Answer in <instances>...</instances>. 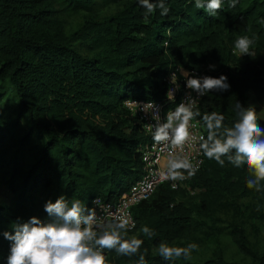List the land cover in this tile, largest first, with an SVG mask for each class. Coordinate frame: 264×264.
<instances>
[{
    "label": "trees",
    "instance_id": "trees-1",
    "mask_svg": "<svg viewBox=\"0 0 264 264\" xmlns=\"http://www.w3.org/2000/svg\"><path fill=\"white\" fill-rule=\"evenodd\" d=\"M165 2L167 16L158 9L145 24L138 0H0V181L10 196L0 204V232L18 219H47L45 203L61 195L90 207L128 192L142 176L140 149L151 138L122 101L167 104L164 78L175 68L228 77L229 91L210 92L199 104L202 115L223 114L225 126L237 119L236 101L264 103V25L256 22L264 0H240L235 9L225 0L215 15L195 0ZM97 6L119 9L101 16ZM79 14L81 27L68 33L64 17ZM241 34L256 39L254 55L233 54ZM248 176L246 166L204 157L186 184L193 194L162 185L134 207L128 235L144 240L147 264H264V191L248 189ZM143 226L156 235L145 237ZM161 241L203 250L164 261ZM8 252L0 235V264ZM107 255L109 264L138 260Z\"/></svg>",
    "mask_w": 264,
    "mask_h": 264
},
{
    "label": "clouds",
    "instance_id": "clouds-1",
    "mask_svg": "<svg viewBox=\"0 0 264 264\" xmlns=\"http://www.w3.org/2000/svg\"><path fill=\"white\" fill-rule=\"evenodd\" d=\"M240 0H227L228 8L235 9ZM140 7L145 9L143 22L149 23V17L160 10L161 16H167L169 8L165 0H138ZM225 0H195L197 9H205L208 14L215 15L224 6ZM257 24L264 25V18ZM139 37L143 33L134 34ZM256 39L248 35H239L233 43V54L241 58L254 55L253 46ZM215 65H209L214 71ZM188 92L174 109L169 110L161 119V110L152 101L137 102L132 99L122 101L129 109L149 116L154 123L145 125L151 134L155 146H159L165 154L164 167L159 177L164 181H183L196 175L202 160L193 162L188 146L197 139L193 134L195 120L207 132L198 135V151L209 160H214L221 167L225 161L235 167H247L246 179L248 189L256 192L264 191V126L254 105L247 108L236 101L233 110L237 119L231 127L225 126V117L219 112L202 115L199 103L206 94L224 93L231 85L226 75L217 77L196 76L182 70ZM175 72L170 75V87L166 93L169 100L175 99L179 91ZM195 93V95H193ZM264 110V109H262ZM199 118V119H197ZM177 185L172 184L175 188ZM95 207L89 208L81 200L71 201L59 196L55 202L48 200L44 205L47 220L31 217L27 222L19 219L13 222L10 231L0 232L4 240L9 241L7 264H109L106 252H115L117 256L132 257L138 255L136 264H147V249L140 252L144 240L136 235L129 236L135 228V222L129 216L109 213L110 222L101 221L97 216V208H103L98 198L92 201ZM260 210L259 204L257 211ZM140 231L151 239L156 235L148 226ZM199 245L191 242L185 247L170 246L161 241L157 246L158 255L164 261H176L181 258L190 260L192 253L198 251Z\"/></svg>",
    "mask_w": 264,
    "mask_h": 264
},
{
    "label": "built area",
    "instance_id": "built-area-1",
    "mask_svg": "<svg viewBox=\"0 0 264 264\" xmlns=\"http://www.w3.org/2000/svg\"><path fill=\"white\" fill-rule=\"evenodd\" d=\"M182 70L192 72L196 76H199V77L207 76L203 70L201 71L187 70L184 68H175L174 70H171L164 78V82L167 86V91H168V89L172 87V85L170 84V75L173 72L176 73L177 78H178L177 83L179 86V91L175 93V99L169 100L166 96L168 100L167 104L169 105L168 107L166 106L167 104H163L162 102L152 101L160 107L161 119H163V116L166 114L167 111L174 109L175 106L184 97L185 93L188 92V89L186 88V85H185V81L183 77L181 76ZM193 95H195V93H193ZM202 98L200 99V101L202 100ZM134 101L141 102V103L148 102V101H143V100H134ZM125 109L130 113L131 116L137 119V122L141 126V129L147 136L151 138V140L145 143L140 149V157H141V164H142V176L140 180H138L129 189L128 192L123 193L115 202H108V201H104L101 198H98L101 204L103 205V208H97V216L101 221L110 222L112 220V217L109 215V213H119L125 216H129L130 219L135 222L133 213H132L133 208L138 206L140 203L151 198V196L156 192L158 187L162 185H167L169 189L172 191H177L179 189L186 188L190 193L193 194V191H191L186 186L187 182L191 178L185 179L183 181H175V182L164 181L160 179L158 173L159 171L163 170L165 154L161 151L159 146L154 145L151 134L145 128L146 124L154 123V121H152L149 116H145L143 113H139L127 107H125ZM192 124H193L192 131H193L194 136L197 137V139H193V141L189 144L188 152L192 156L193 162H195L197 159L202 160L204 162V156H202L198 151V135L201 133L204 135V132H203V129L200 123H197V121L194 120ZM202 165L203 163L201 164L200 169ZM173 183L177 185L175 188L172 187ZM91 207H95V205H93L92 202L89 208ZM47 219H41V220H47ZM135 227H136V222H135ZM134 230L135 228L130 230L129 232H132ZM8 255H9V252L6 254L3 264H7L6 258ZM106 255H107V252H106Z\"/></svg>",
    "mask_w": 264,
    "mask_h": 264
},
{
    "label": "rangeland",
    "instance_id": "rangeland-1",
    "mask_svg": "<svg viewBox=\"0 0 264 264\" xmlns=\"http://www.w3.org/2000/svg\"><path fill=\"white\" fill-rule=\"evenodd\" d=\"M97 9H99V13L98 15L104 16V15H109L112 14L114 12H116L119 7L118 6H97ZM64 22L66 23V31L69 33L75 32L76 30H78L81 27V24L83 22V18L82 15H69L67 17H64ZM5 100H7V98H9L11 96V94L9 93V90L5 88ZM249 105H254L256 108V111L258 112V115L261 119V124L262 126H264V103H255L252 100L249 101L247 107ZM8 197L9 194L6 193V189L5 187L2 185V182L0 181V204H5L8 201ZM187 198V197H185ZM249 197L244 198L243 200L238 201V203H249L250 201L248 200ZM190 199H188L187 201H189ZM222 217L225 218V216L223 215ZM185 242V241H184ZM199 245V244H198ZM185 247V246H183ZM199 250H203V247L201 245H199Z\"/></svg>",
    "mask_w": 264,
    "mask_h": 264
}]
</instances>
